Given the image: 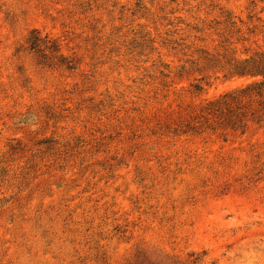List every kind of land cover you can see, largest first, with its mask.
I'll list each match as a JSON object with an SVG mask.
<instances>
[{
	"label": "rangeland",
	"instance_id": "1",
	"mask_svg": "<svg viewBox=\"0 0 264 264\" xmlns=\"http://www.w3.org/2000/svg\"><path fill=\"white\" fill-rule=\"evenodd\" d=\"M255 51L264 0H0V264H264V126L152 135Z\"/></svg>",
	"mask_w": 264,
	"mask_h": 264
},
{
	"label": "trees",
	"instance_id": "2",
	"mask_svg": "<svg viewBox=\"0 0 264 264\" xmlns=\"http://www.w3.org/2000/svg\"><path fill=\"white\" fill-rule=\"evenodd\" d=\"M28 44L30 50H49L59 64L66 65L69 69L75 68L73 62L61 54V46L57 40L42 38L38 30L30 32ZM212 68L217 73H223L226 81L247 79L250 82L205 101L187 117L173 123L156 125L152 130L153 136L179 138L210 134L227 140L232 135L246 134L254 126H264V51H255L245 57L219 54L218 57L216 55ZM159 73L164 78L168 76L163 71ZM164 83L166 84V80H161L160 85ZM203 90L204 86L201 84L193 86V93L199 94ZM6 203L7 198L0 199V208Z\"/></svg>",
	"mask_w": 264,
	"mask_h": 264
}]
</instances>
